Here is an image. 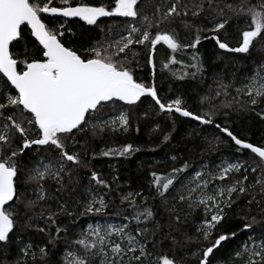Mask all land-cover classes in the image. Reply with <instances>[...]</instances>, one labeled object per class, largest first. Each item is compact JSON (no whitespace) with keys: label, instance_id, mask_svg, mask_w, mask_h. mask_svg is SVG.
<instances>
[{"label":"snow or ice","instance_id":"6c2138e0","mask_svg":"<svg viewBox=\"0 0 264 264\" xmlns=\"http://www.w3.org/2000/svg\"><path fill=\"white\" fill-rule=\"evenodd\" d=\"M60 4L55 6L53 0H0V264H29V257L31 264H37V254L32 251L36 246L24 242V232L47 231L49 244H54L61 233L67 234L68 229L56 219L62 214L73 216L65 204H59L58 211L35 212L41 202L54 198L44 187L47 180L59 186L57 192H63L67 188L65 177L69 184H77L79 169L84 168L89 172V185L112 190L99 172L89 168L88 158L127 157L140 148L128 143L97 153L92 145L106 135L128 133L131 118L120 109L139 107L144 103L142 98H150L157 114L171 120L173 131L177 117L197 126H214L230 139L240 156L247 150L258 159L249 163L238 156L211 169L202 166L189 171L192 166L187 160L177 165L178 157L171 156L174 166L169 172L149 173V197L140 191L121 194V203L127 204L122 222L89 225L73 241L76 250H65L62 264H95L97 258L99 264H188L189 258L197 264H214L216 252L241 232L247 233V239L235 250L239 259H230L228 264H264V146L240 138L215 120L222 109L252 112L264 120V108L260 107L264 104V60L245 77L246 83L235 87L230 100L215 105L203 97L201 104L207 102L209 107L198 112L185 107L181 97L163 100L155 83V54L161 44L171 53L162 68L180 64L193 70L184 72L180 79L203 73L198 51L202 39L214 41L225 53L250 56L257 42L258 50L264 51V0L223 6L220 0H152L148 5L153 9L151 15L144 10L145 0H111L107 5H73L72 0H60ZM57 18H78L102 32L107 28V32L100 41L85 47L82 55L71 46L73 41L66 40V33L75 35L73 30ZM101 18L123 19L102 28L98 23ZM233 20L246 25L236 46H230L226 37ZM177 21L185 32L192 33L190 43L181 41L175 27L161 29L162 24L171 26ZM115 36L119 38H110ZM134 46L147 50L151 82L134 77L132 65L139 66L140 55ZM189 50L187 64L177 59V53ZM217 84L216 97L231 95L228 89L233 85L225 83L222 76ZM158 130L159 125L154 131ZM170 139V133L163 135V142ZM206 142L213 150L223 139L214 135ZM49 151L56 153L54 163L43 159L35 164L22 163L29 152ZM24 170L27 175L21 177ZM250 173L256 174L251 181ZM28 184L36 186L34 200L22 196V186ZM88 191L81 214L104 213L108 208L104 196L91 188ZM149 198L158 199L168 212L167 228L155 219L157 213L147 203ZM240 200L245 201L235 214L240 223L234 230L220 231ZM253 205L260 208L257 215L252 214ZM182 206L190 210L183 216ZM196 210L202 211L203 217L195 234L189 235L181 226ZM37 217L44 221V227L36 222ZM257 226L262 229L259 233L252 231ZM193 244L197 245L195 251L190 248ZM39 260L42 264H61L50 258L47 246L39 248Z\"/></svg>","mask_w":264,"mask_h":264},{"label":"trees","instance_id":"16d2710c","mask_svg":"<svg viewBox=\"0 0 264 264\" xmlns=\"http://www.w3.org/2000/svg\"><path fill=\"white\" fill-rule=\"evenodd\" d=\"M86 2L92 5L110 4L111 0H72L73 5L77 3ZM152 0H145V11L151 15L153 9L149 7V3ZM158 2V0H155ZM241 0H220L221 6L224 3H232L238 5ZM253 3L256 0H252ZM55 6H61L60 0H53ZM65 22L66 26L71 28L75 35L66 33V40L70 39L74 43L71 45L77 48L80 53L84 54V48L89 47L91 44H95L105 36L107 28H104L106 24H114L116 20L123 18H101L98 23L104 28V32L100 28L95 26L85 25L78 18H57ZM211 19V16L209 17ZM199 22V21H198ZM207 24V21H203ZM175 27L180 34V39L183 43L187 44L191 42L192 33L185 32L179 24V21L174 25L162 24V30H171ZM246 27L244 23H236L235 20L228 26V33L226 34L228 43L230 46H236L240 38L241 30ZM155 31V30H154ZM206 35H211L206 33ZM118 39V36L110 37ZM135 50L140 53L137 57L139 66L132 65L134 70V77L138 81L151 82V68L146 63L147 50L142 46H134ZM260 48V42H257L255 47L251 50L250 56L244 54L225 53L219 50L215 45V42L208 39L203 40L198 46V51L204 64L203 73L197 75L195 78L192 76H184L183 79L179 77L184 72H191L192 69H185L180 64L172 65L169 69L162 68V63L166 62L170 50L164 45H158L155 61H156V74L155 83L159 90L161 98L165 101L172 98L181 97L185 101V107L190 108L192 111L207 110L208 103L201 104L203 97L211 99L212 104L219 105L221 101L230 100L232 95H235V87H240L246 83L245 77L251 75L255 66L262 60H264V51L258 50ZM191 50L184 53H177V59L182 60L187 64L190 60ZM219 76L223 77L225 83L232 84L233 87L228 89L231 94L229 96L221 95L216 97L215 93L218 89L217 79ZM144 103L136 106H122L121 111H125L130 115L131 127L126 134L106 135L103 139H97L93 143L94 150L99 153L102 149L109 147H119L124 144L131 143L140 148V151L135 152L127 157H98L90 160L89 168L99 172L103 179L107 180L111 184V191L107 189L99 188L95 184L89 185L88 169H79V183L69 184L67 177H65V183L67 188L63 192H57L59 187L52 180H47L44 183V187L49 194V198L35 209L36 213L48 211H58L59 204H65L69 211L73 212V216L62 214L56 217L60 226L68 229L67 234L61 233L60 238L56 240L54 244L48 243V232L40 233L35 229L24 232L23 240L25 243H31L35 245L32 249L37 254V264H42L39 260V248L47 246L49 249L50 258L63 262L65 250H76V246L73 241L79 236L82 230H86L89 223H93L97 220L101 222L114 221L117 223L122 222V217L127 209V204L121 203V194L128 192L140 191L144 197H149L150 187L149 181L151 179L149 173L156 170L159 173H167L174 166L170 157L175 155L178 157L176 164L183 163L187 160L192 169H200L203 165H209L211 169L216 163L225 159H235L240 157L242 160L247 159L249 163H252L255 158L249 151H245L243 156L235 151V147L230 139L219 133L214 126H197L196 122L190 121L186 118L177 117L175 130L172 129L171 120L163 114H157L152 108L150 98H142ZM264 108V104L260 105ZM147 112V116H145ZM114 113V114H113ZM115 115L116 113L113 112ZM227 113V114H225ZM216 122L221 123L224 126H228L234 134L240 138L247 140L257 146H264V120H261L252 112L238 113L229 109H222L221 112L215 117ZM157 125L159 130L154 131ZM139 129V131H137ZM166 133L171 134V139L168 142H163V135ZM214 135H220L223 139V143L219 145L218 149L209 150L206 142L212 139ZM71 151V145H69ZM56 153L49 152H29L28 155L23 157L22 163L35 164V162L43 159L45 162H55ZM27 175V170L20 173L21 177ZM256 174L249 175L251 181ZM220 183V182H219ZM227 183V182H225ZM24 189L22 196L28 199H36V186L35 184L23 185ZM89 188L95 190L96 193L103 195L108 204V208L104 213L100 215H82L84 203L88 197L87 192ZM137 202L140 203V198H137ZM147 203L150 206H154L156 210L155 219L163 224L165 228L169 225V214L165 210L164 206L160 204L159 200L148 199ZM172 204L175 201H171ZM245 201L240 200L239 206L234 207L229 214L227 222L220 226V231H228L236 229L240 221L236 218V213L241 211ZM183 207V206H182ZM186 207H183L181 215L189 213ZM260 208L256 205L252 207V214L257 215ZM203 215L202 211L196 210L188 215L187 223L181 226V231L187 232L189 235H194L196 227L201 221ZM259 218V216H258ZM40 227H44V221L37 217L36 221ZM173 227H175L173 225ZM259 233L262 229L257 226L252 230ZM175 235H179V232H174ZM54 235V233H53ZM247 239V233H239L236 238L227 242L224 247L216 252L213 259L214 264H228L230 259H237L235 257V250L241 244V241ZM197 245L190 246L192 251L196 250ZM164 250L167 251V244L164 245ZM82 254V253H81ZM170 254V253H169ZM188 255V253H185ZM29 264H31V257ZM97 260L95 264H97ZM188 264H197L196 260L189 258Z\"/></svg>","mask_w":264,"mask_h":264},{"label":"rangeland","instance_id":"374dc122","mask_svg":"<svg viewBox=\"0 0 264 264\" xmlns=\"http://www.w3.org/2000/svg\"><path fill=\"white\" fill-rule=\"evenodd\" d=\"M62 22H63V21H62ZM113 114H114V113H113ZM220 162H221V161H219V162L216 163V164H219ZM216 164H215V165H216ZM215 165H214V166H215ZM203 166H207V168L210 169V168H209V165H203ZM214 166H213V167H214ZM213 167H212V168H213ZM200 169H201V168H200ZM217 183H219V181H217ZM87 194L89 195V192H87ZM202 215H203V213H202ZM109 223H112V224H119V223L114 222V221L101 222V221L97 220V221H95V222H93V223H89L88 226H89V225H92L93 227H95V226H97V225L106 226V225L109 224ZM88 226H87V228H88ZM87 228H86V229H87ZM237 259H239V258H237ZM97 264H99V260H97Z\"/></svg>","mask_w":264,"mask_h":264}]
</instances>
